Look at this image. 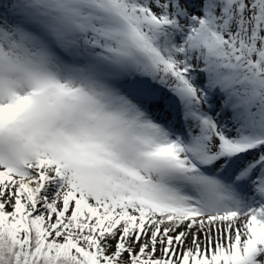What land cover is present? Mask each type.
<instances>
[{
  "label": "snow or ice",
  "instance_id": "1",
  "mask_svg": "<svg viewBox=\"0 0 264 264\" xmlns=\"http://www.w3.org/2000/svg\"><path fill=\"white\" fill-rule=\"evenodd\" d=\"M0 264H264V0H0Z\"/></svg>",
  "mask_w": 264,
  "mask_h": 264
}]
</instances>
